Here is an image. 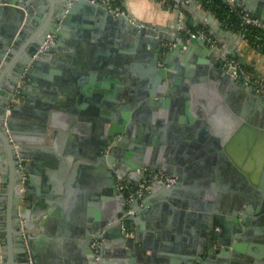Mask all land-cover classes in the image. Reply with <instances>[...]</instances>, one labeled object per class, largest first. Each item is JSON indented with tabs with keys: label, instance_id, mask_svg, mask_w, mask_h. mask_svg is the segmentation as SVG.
Returning <instances> with one entry per match:
<instances>
[{
	"label": "water",
	"instance_id": "obj_1",
	"mask_svg": "<svg viewBox=\"0 0 264 264\" xmlns=\"http://www.w3.org/2000/svg\"><path fill=\"white\" fill-rule=\"evenodd\" d=\"M174 1L191 12L193 26L201 25L209 29L219 41V48L211 45L203 35L190 37L187 31H181L179 19L173 27L144 23L135 19L129 11L115 12L110 6L111 0H0V152L5 148L9 158L8 163H5L0 153V264H40L35 248L37 237L30 233L35 229L33 220L38 216L31 209L33 197L28 195V202L22 204V172L16 170L15 144L27 172L29 161L16 131L19 126L14 120H18L24 111H32L30 108L40 99V94L36 91L40 86L38 79L43 67L42 60L52 58V53L75 30H85L88 25L86 23L96 18L97 24L102 22L114 27L120 26L125 38L133 42L131 47L126 44L122 48L125 52L120 54L123 63L117 69L121 73L122 82L129 83L126 75L129 70V54L138 50L141 65L139 70L129 75L134 80L129 89L119 87V90L114 86L115 90L112 87L108 92L104 105L110 110L120 102L121 95L124 99L114 108L117 113L113 114V118L98 123L96 134L92 138L93 156L101 166L102 184L108 198L102 212L93 217L92 225L82 226L75 232L77 252L82 260L80 264H105L106 246L109 243L120 249L128 245L142 257L150 258L146 255L148 245L143 242L142 247H138L139 237L130 236L129 231H132L131 235L136 234L138 228L135 224H138L139 218L156 213V208L161 206L171 211L173 216L181 215L184 218L185 215H191L198 219L197 234L202 237L197 241L191 238L197 244L189 245L181 264H245L243 262L246 259L241 252L244 251L252 224L264 222V96L255 91L254 85L244 84L235 77L232 74L233 67L225 68L230 56L235 57L238 50L237 47H231L232 43L223 41V37L229 34V29L240 44L244 39L243 29L235 32L224 26L213 11L198 9L199 0L192 7L186 3L191 0ZM235 2L264 23V12L260 13L264 0ZM203 17L207 18L206 21ZM184 23L187 24V21L184 20ZM49 34H55V41L41 49ZM197 45L203 47V51L199 52L203 56L198 59ZM110 48L108 53L111 57L116 54L117 45ZM31 60L33 65L27 69ZM94 67L101 66L95 64ZM100 72V68L90 72L94 76L93 80ZM25 73L34 81H25L20 85V92L16 93L17 84ZM80 75L78 79L82 81L83 76ZM206 84L211 87L227 84L228 89L237 96L238 102L241 99L246 102L243 105L245 107L234 109L237 114V133L231 140L222 134V147L221 137H211L206 131L213 128L211 113L216 110L206 104L208 108L201 115L204 118L197 122L190 111L196 90H206L200 96H215L211 88L204 87ZM225 94L227 96L228 93ZM85 95V91L81 93L77 102L85 100ZM25 96L28 97L27 100ZM216 96L222 98L220 94L216 93ZM100 98L102 96L97 100ZM103 100L100 99L98 103ZM176 103H180L178 110L175 109ZM165 106L167 109L171 107L169 111L174 109L175 114L163 121L158 118L159 114H156L155 109ZM223 108L226 109L224 106ZM9 109L6 119L8 132L5 118ZM152 120L157 124L176 123L172 126L182 131L191 124H201L204 128L201 142L210 140V143L217 145V156L225 160L227 165L225 171L221 164L220 176L229 174L231 170L233 182L228 177H222V182L216 185L196 183L189 169L185 172L177 158L166 154L169 149L167 145L160 141L159 144L154 139L153 142L144 133V129L147 128L148 131L150 127L146 122ZM247 129L249 133L245 132ZM192 142L193 146H198V141ZM233 162L235 168L231 169L229 166ZM144 168L175 175L177 181L169 186L158 181L142 198L136 193L131 194L117 188L118 176L128 183L137 184L143 176H148L146 172L138 171ZM30 178L26 191H36L34 182L38 176L30 174ZM187 186L206 187L209 191H192ZM205 195L213 198L207 202L202 200V203H195L196 198H204ZM130 198H133L132 213H128ZM170 201H174L179 208ZM164 225L165 222L162 223ZM98 238H102L100 253L92 246L93 241ZM261 257L259 264H264V252Z\"/></svg>",
	"mask_w": 264,
	"mask_h": 264
},
{
	"label": "crops",
	"instance_id": "obj_2",
	"mask_svg": "<svg viewBox=\"0 0 264 264\" xmlns=\"http://www.w3.org/2000/svg\"><path fill=\"white\" fill-rule=\"evenodd\" d=\"M195 1H186V3L192 7ZM116 4L121 5L124 11H129L135 19L153 25L173 27L181 17L187 21L188 25H192L194 19L187 8L174 0L169 5L163 4L160 0H111V7ZM197 6L198 9H204L201 1ZM263 12L262 4L260 13L263 14ZM97 19L89 20L85 30H75L73 35H70L52 53V58L42 60L43 67L38 79L40 86L36 91L39 92L40 99L30 108L32 111H24L18 120H14L19 126L16 131L22 140L21 145L29 161L27 164L28 183L31 182L30 174L38 176L34 182L36 191H27L25 203L28 202V195L33 197L34 202L31 200L33 203L31 209L38 217L33 220L35 229L30 233L37 237L35 248L40 264L81 263L82 260L77 252L75 232H78L82 226L92 225L93 217L102 212L108 198L102 184L101 166L93 156L92 138L96 134L98 123H103L104 119L113 118V114L117 113L114 108H117L116 106L123 101L121 99H124L121 95L120 102L114 106L113 110H110L104 105L108 92L112 90V87L115 90L114 86L129 89L134 82L129 75L139 70L141 65L138 50L129 54L127 59L129 70L126 72L129 83L122 82L121 73L117 69L122 67L123 63L120 54L125 52L122 48L126 44L131 47L133 42L125 38L120 26L114 27L107 23L102 24V22L97 24ZM206 19L203 17L204 21ZM193 27L203 28L209 32V29L201 25ZM227 32L229 34L223 37V41L228 44L232 43L231 47H237L238 50L235 57H230L237 58L241 64L264 78V51L256 49L245 37L238 44L229 29ZM112 45H117V51L110 57L108 52ZM196 49L198 59L203 56L200 54L203 47L197 45ZM95 64L101 67H94ZM98 68L101 72L93 80L94 76L90 72L98 71ZM78 74L83 76L82 81H79ZM25 81L34 80L26 76ZM204 87L211 88L215 96L210 98L200 96L206 90L194 92L190 111L195 122L204 118L201 115L210 104V108L216 112L211 113L213 128L206 131L211 137H221L224 134L231 140L237 133L235 125L237 114L234 113V109L245 107L243 105L246 102L241 99L239 103L237 96L233 95L234 92L228 89L227 84L214 85V87L206 84ZM84 91L86 99L78 103L77 100L81 98L80 95ZM216 93L222 98L217 97ZM225 93H228L227 96H224ZM99 96H102L100 99H104L102 103H98ZM25 98L28 99L26 96ZM178 104L175 105L177 110L180 109ZM169 108L171 107L167 109L165 106L155 109L160 120L164 121V118L174 116V109L169 111ZM222 109L224 110L221 111ZM243 118L246 120L245 117ZM175 124H170V122L157 124L152 120L146 122V125L150 127L148 131L145 128L144 133L152 140H158L167 145L169 149L166 150V154H172L177 158L185 172L189 169L196 183L216 185L222 182L224 177L230 178L229 181L233 182V171L231 170L229 174L224 173L220 176L221 167L224 166L223 170L227 171V165L225 160L217 156L219 151L216 149L217 145L210 143V140L206 143L201 142L200 138L204 135L203 126L194 123L182 131L172 126ZM245 132L249 133V129ZM195 137L198 138L195 139ZM192 141H198V146H193ZM220 146H223L222 137ZM233 151L237 150L233 149ZM0 153L3 161L8 163L9 158L5 148ZM228 160H231L230 157ZM229 168H235L234 162ZM10 177L9 173L8 178ZM262 178L264 179V175ZM187 189L192 191L197 189V192L202 190L206 193L209 191V188L200 186H187ZM202 192L201 197L204 195ZM205 197L196 198L195 203L198 201L202 203V200L207 202L213 198ZM170 203L179 208L174 201ZM155 212L139 218L138 224L132 223L138 228L136 234L131 235L132 231H129L130 236L139 237L138 247H142L143 242L148 245L146 255L150 258L142 257L128 245L120 249L109 243L106 246L105 264H181L183 257L188 253L189 245H196L194 241L202 237L201 234H197L199 227L196 221L198 219L191 215H185L184 218L181 215L173 216L171 211L165 210L162 206L156 208ZM164 222L166 225L162 226ZM191 238L194 241H191ZM247 238L244 251L241 252L246 259L243 263L259 264L264 252V222L252 224Z\"/></svg>",
	"mask_w": 264,
	"mask_h": 264
},
{
	"label": "built area",
	"instance_id": "obj_3",
	"mask_svg": "<svg viewBox=\"0 0 264 264\" xmlns=\"http://www.w3.org/2000/svg\"><path fill=\"white\" fill-rule=\"evenodd\" d=\"M163 4L169 5L171 3V0H160ZM228 4H230L232 7H236L239 11L240 17L242 19V25H254L257 27H260L263 29V32L259 35L256 36V39L258 41V46L256 49L264 51V23H262L257 17H254L249 11L245 10L243 6L237 4L235 0H225ZM114 6V7H113ZM112 8L115 10V12H124L123 7L121 5H112ZM181 24H180V30L181 31H187L189 33L190 37L193 36H198V35H203L207 38V40L211 43V45L215 47H220L219 41L214 38V36L208 32L206 29L203 28H196L195 30L189 27L188 24L184 23V18H180ZM55 34H49L47 36V39L44 41L43 45L41 46V49H44L47 47L49 43H52L55 41ZM35 57V55H34ZM33 65V60L30 61L28 64L27 69H29ZM234 68L232 74L239 78L244 84H252L254 85L255 91L262 96H264V78L256 75V73L251 69L243 64H241L237 58H229V60L225 63V68ZM26 79V73L23 76V79L18 82L17 87H16V93L20 92V85H22L25 82ZM10 109L6 113V118H5V126L7 127V117L9 116ZM19 161L22 164V158L19 156ZM138 171H144L148 174V176H143L141 180L137 184H131L126 182L121 176H118L117 180V188L120 189L121 191H128L131 194L136 193L139 198H142L143 195L151 190L156 182H161L164 183L165 185L169 186L177 181V177L175 175L167 174L163 171H153L149 170L148 168L144 169H138ZM27 179L26 173L23 175V182L25 183V180ZM22 192H25V186L23 184L22 186ZM132 201L133 198H130L128 201V213H132ZM101 244H102V238H98L93 241V248L97 253H100L101 249ZM99 257V255H98Z\"/></svg>",
	"mask_w": 264,
	"mask_h": 264
},
{
	"label": "trees",
	"instance_id": "obj_4",
	"mask_svg": "<svg viewBox=\"0 0 264 264\" xmlns=\"http://www.w3.org/2000/svg\"><path fill=\"white\" fill-rule=\"evenodd\" d=\"M172 1V0H171ZM205 9L211 10L223 22V25L234 29H243V35L255 48L258 46L256 36L263 32V29L254 25H242V19L236 7H232L225 0H200ZM192 29H196L189 25ZM262 51V50H261Z\"/></svg>",
	"mask_w": 264,
	"mask_h": 264
},
{
	"label": "flooded vegetation",
	"instance_id": "obj_5",
	"mask_svg": "<svg viewBox=\"0 0 264 264\" xmlns=\"http://www.w3.org/2000/svg\"><path fill=\"white\" fill-rule=\"evenodd\" d=\"M14 151H15V155H16V159H15L16 160V170H19V171L22 172L21 182L24 184L25 189L27 190V184H28V180H29V175H28V172L26 170V165L23 162L21 164L20 161H19L18 146L16 144H15ZM24 173H26V175H27V179L25 180V183L23 182V175H24ZM26 190L22 194V204H25V202H26V197H27V191Z\"/></svg>",
	"mask_w": 264,
	"mask_h": 264
}]
</instances>
